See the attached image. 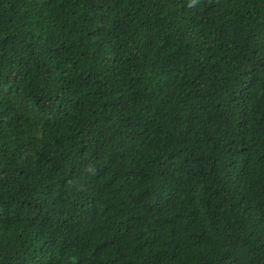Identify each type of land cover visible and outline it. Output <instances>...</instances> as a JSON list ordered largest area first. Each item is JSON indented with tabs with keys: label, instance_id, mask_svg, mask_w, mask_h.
<instances>
[{
	"label": "trees",
	"instance_id": "1",
	"mask_svg": "<svg viewBox=\"0 0 264 264\" xmlns=\"http://www.w3.org/2000/svg\"><path fill=\"white\" fill-rule=\"evenodd\" d=\"M0 264H264V0H0Z\"/></svg>",
	"mask_w": 264,
	"mask_h": 264
}]
</instances>
